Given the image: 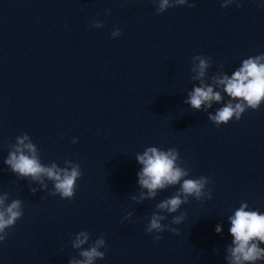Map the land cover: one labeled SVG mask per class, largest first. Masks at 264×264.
<instances>
[{"label":"water","instance_id":"1","mask_svg":"<svg viewBox=\"0 0 264 264\" xmlns=\"http://www.w3.org/2000/svg\"><path fill=\"white\" fill-rule=\"evenodd\" d=\"M189 3L157 14L153 0H0V196L21 199L24 210L0 243V264H68L79 258L71 241L80 231L91 234L89 244L106 240L95 264H227L229 217L242 202L264 214V100L239 121L217 127L208 119L230 99L212 77L231 78L242 60L264 53V0ZM196 55L211 58L199 79ZM201 81L223 100L196 110L184 101ZM23 133L42 165H80L71 201L49 195L47 177L48 189L33 195L31 178L4 163ZM153 146L178 149L176 163L191 170L185 178L211 179V200L190 196L176 213H163V224L185 214L171 225L178 235L147 233L146 225L179 185L132 199L147 193L136 156Z\"/></svg>","mask_w":264,"mask_h":264},{"label":"clouds","instance_id":"2","mask_svg":"<svg viewBox=\"0 0 264 264\" xmlns=\"http://www.w3.org/2000/svg\"><path fill=\"white\" fill-rule=\"evenodd\" d=\"M153 2L157 4V14L176 6L187 5L189 8L195 6L189 3V0H153ZM233 3H236L237 7H242L239 0H223L221 7L227 8ZM91 26L101 28L103 24L93 21ZM111 35L113 38L119 37L121 35L120 29H115ZM192 60H199V75L196 77L199 79L210 67L211 58L196 55L193 56ZM261 61H264V53L242 60L241 66L232 73L231 78L227 74L212 77L213 83L224 86L223 91L230 98L224 107L216 111L215 115L208 114V119L217 127L226 125L233 119L239 121L246 110H256L260 107L261 101L264 100V63ZM188 96L189 99L184 102L196 110H200L202 104L211 108L213 101L220 102L223 100L219 91H213V87L203 81H201V86L195 87ZM26 141L27 143H25ZM76 142L77 139L74 137L72 143L75 144ZM12 149L4 163L18 178L24 180L31 178L29 191L33 195L38 191L48 189V185L44 181V177H47L53 183V190L49 192V195H59L61 199L69 201L74 198L78 186L77 181L83 176L79 164L66 160L63 168L58 167L55 162L51 166L42 165L37 155V145L27 133L16 137ZM136 159L143 165L142 170L137 172L138 186L147 190V193L140 192L139 199L135 195L132 196V199L137 203L154 199L158 189L179 185L178 191L171 197L156 204L155 211L151 214L150 221L146 225V232L158 234L167 230L178 235V229L171 225L181 224L185 220V214L173 216L171 224H163L162 221L167 219L163 213H176L182 205L189 202L190 196L198 201L204 197L211 200L212 190L207 188L211 179L205 176L195 179L185 178L189 176L191 170L176 163L178 159H181L176 148L162 150L155 146L147 147L142 155L137 154ZM32 181L38 182L40 187H32ZM247 207V202H242L234 215L229 217L231 225L229 234L233 239L231 245L226 248L224 258L227 264L264 262V248L260 247V244L264 243V214L258 210L245 211ZM23 215L22 200L12 199L9 202V193L3 192V195L0 196V243L8 239V229L13 228ZM131 216L132 213H128L125 219ZM215 231L218 234L221 233V226L216 225ZM90 235L87 231H80L75 234L71 241V247L79 250V258L72 257L68 264H95V261L105 258L106 253L101 251L102 248H107L105 238L101 236L89 244ZM153 239L159 241L162 237L156 235ZM86 244L89 246L84 248L83 246ZM213 251L216 252L217 250L214 249Z\"/></svg>","mask_w":264,"mask_h":264}]
</instances>
